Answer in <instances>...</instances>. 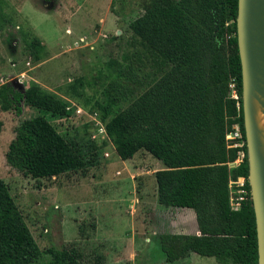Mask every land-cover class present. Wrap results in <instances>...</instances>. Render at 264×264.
I'll list each match as a JSON object with an SVG mask.
<instances>
[{"label":"trees","instance_id":"1","mask_svg":"<svg viewBox=\"0 0 264 264\" xmlns=\"http://www.w3.org/2000/svg\"><path fill=\"white\" fill-rule=\"evenodd\" d=\"M237 16L238 0H152L128 30L157 54L162 71L141 76L130 55L120 52L92 80L82 76L69 87L72 98L87 96L86 104L99 113L122 160L145 151L162 162L164 168L155 173L160 205L195 211L199 235L160 236L171 263L195 253L224 264H259L247 146L244 163L228 166L239 150L228 148L227 133L239 123L246 140ZM22 37L34 64L49 56L34 31H23ZM92 88L95 92L88 94ZM26 107L40 114L16 127L6 153L10 168L26 177L53 179L94 165L96 158H86L41 114L52 119L74 114L60 94L36 82L26 89L14 81L0 86L1 111L20 117ZM2 127L0 121V132ZM239 177L246 178L248 196L235 211L230 180ZM82 257L74 248L42 251L9 185L0 179V264H82Z\"/></svg>","mask_w":264,"mask_h":264},{"label":"rangeland","instance_id":"2","mask_svg":"<svg viewBox=\"0 0 264 264\" xmlns=\"http://www.w3.org/2000/svg\"><path fill=\"white\" fill-rule=\"evenodd\" d=\"M151 2L0 0V85L14 81L26 89L36 79L45 82L47 87L42 86L60 94L74 114L62 119L41 114L77 143L86 158H96L94 165L58 178L26 177L7 165L6 153L16 127L40 113L26 107L18 117L0 110V179L9 185L42 251L74 248L81 252L82 264H224L195 253L176 262L167 261L160 236L192 235L193 226L185 219L187 209L158 203L155 173L163 169L162 162L145 151L122 160L112 141L93 138L95 120L101 121V117L86 104L87 96L71 97L69 87L74 80L82 76L92 80L120 52L130 55L141 76L162 71L157 54L128 30ZM28 30L54 44L56 54L47 45L50 53L43 62L51 60L44 68H34L36 64L28 55L22 37ZM122 34L125 39L121 41ZM82 38L90 46L77 49L75 42ZM20 72L24 78L17 77ZM94 92L93 88L87 90L88 94ZM49 259L45 255L44 260Z\"/></svg>","mask_w":264,"mask_h":264},{"label":"water","instance_id":"3","mask_svg":"<svg viewBox=\"0 0 264 264\" xmlns=\"http://www.w3.org/2000/svg\"><path fill=\"white\" fill-rule=\"evenodd\" d=\"M237 38L242 65L248 182L257 223L259 264H264V152L255 101L264 108V0H238Z\"/></svg>","mask_w":264,"mask_h":264},{"label":"built area","instance_id":"4","mask_svg":"<svg viewBox=\"0 0 264 264\" xmlns=\"http://www.w3.org/2000/svg\"><path fill=\"white\" fill-rule=\"evenodd\" d=\"M75 46L77 49H80V48L89 47L90 45L86 43L85 38H82L80 39V41L75 42ZM21 78H24V74L21 75ZM230 87L232 89V97L237 99L238 96H237V91H236V84L232 83ZM238 107H239V104H238ZM71 109H72L71 107L68 108V110H71ZM81 112H82V109L77 110L78 114H80ZM95 122H96L97 130L93 138L97 139L99 137H102L103 139H109L111 141L107 133L106 126L102 122V120L101 121L95 120ZM226 141L228 144V148H235L239 150L237 159L234 162L228 163V166L230 168H237L241 164H243L246 159L245 147L247 146V142L244 138V135L242 133L239 123L235 124L232 130L229 133H227ZM107 156H109V154H107ZM230 191H231L232 209L237 211L241 208L242 202L245 201L248 196V190L246 189V178L239 177L236 180L231 179L230 180Z\"/></svg>","mask_w":264,"mask_h":264},{"label":"crops","instance_id":"5","mask_svg":"<svg viewBox=\"0 0 264 264\" xmlns=\"http://www.w3.org/2000/svg\"><path fill=\"white\" fill-rule=\"evenodd\" d=\"M38 36H39V33L37 34ZM39 37H41V36H39ZM41 40L43 41V43L47 46H49V48H50V50H51V52H52V54H56V49L54 48V44L52 43V41H50L51 42V44H50V42H46V40H44L42 37H41ZM51 60V59H50ZM50 60H48V61H45V62H42V63H40V64H38V65H36L34 68H44V66L50 61ZM23 73L22 72H20V74L17 76V77H20L21 75H22ZM34 81H36L37 83H39L40 85H43V86H45V87H47V85H46V83L45 82H42V81H40V80H38V79H36V80H34ZM3 85V84H2ZM1 86V85H0ZM2 113H4L3 111H1ZM0 112V113H1ZM164 166V165H163ZM164 168V167H163ZM182 209V208H181ZM185 209H187L188 211H186V217H185V219L186 220H188V219H190V221H192V226H193V228H191V234L192 235H199L200 234V232H199V228H198V223H197V216H196V213H195V211L193 210V209H188V208H185ZM194 223V224H193ZM191 254H194V253H191Z\"/></svg>","mask_w":264,"mask_h":264},{"label":"bare ground","instance_id":"6","mask_svg":"<svg viewBox=\"0 0 264 264\" xmlns=\"http://www.w3.org/2000/svg\"><path fill=\"white\" fill-rule=\"evenodd\" d=\"M260 100L255 101V114H256V120L258 124V128L260 131V137L262 141V149L264 152V108L261 106Z\"/></svg>","mask_w":264,"mask_h":264}]
</instances>
